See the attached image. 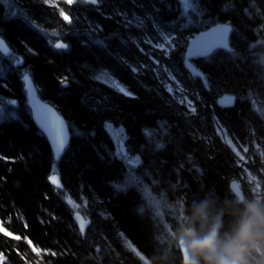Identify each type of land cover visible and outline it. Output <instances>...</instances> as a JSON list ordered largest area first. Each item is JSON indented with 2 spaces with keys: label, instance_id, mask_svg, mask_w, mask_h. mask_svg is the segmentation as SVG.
I'll use <instances>...</instances> for the list:
<instances>
[{
  "label": "trees",
  "instance_id": "16d2710c",
  "mask_svg": "<svg viewBox=\"0 0 264 264\" xmlns=\"http://www.w3.org/2000/svg\"><path fill=\"white\" fill-rule=\"evenodd\" d=\"M56 2L71 24L59 16L58 9L41 6L38 0L0 2V35L12 49L10 55L0 52V107L7 117L0 120V262L143 264L135 248L148 258L152 253L156 264H180L173 228L187 223L185 204L207 199L214 209L226 203L235 206L238 196L228 190L233 179L239 180L244 196L264 194V0H199L196 12L188 10L194 25L180 20L183 8L176 0L154 4L153 0H103L98 10L82 2ZM24 15L48 35L32 29ZM154 19L168 25L184 23L189 41L215 24L229 23L230 48L245 59H232L226 48H218L195 60L208 78L210 91L202 80L177 74L183 73L182 68L173 71L184 89L180 92L163 73L157 79L150 71L133 74L127 66H118V56L133 66L137 61L151 65L153 56L160 59L148 45L139 43ZM129 22L131 28L126 26ZM53 30L60 36H53ZM97 39L107 48L90 43ZM49 40L69 47L54 49ZM132 41L144 52L133 48ZM24 45L36 55L28 54ZM250 45L254 47L249 51ZM14 56L24 58V67L15 66ZM161 64L167 61L161 59ZM26 69L41 98L69 123L71 140L59 161L32 120L22 79ZM102 69L132 97L104 83V75L94 80ZM64 77L67 86L60 83ZM164 84L172 87V93ZM225 93L236 96L233 106L219 105ZM185 96L187 100L180 104ZM13 100L14 105L9 103ZM218 126L241 151L249 146L244 160L221 137ZM113 129L122 132L127 156L138 157L139 163L129 165L127 159L109 155L118 146ZM93 132L95 136L90 135ZM53 163L64 189L60 195L47 179ZM129 167L133 180H129ZM161 193L163 215L153 221L155 209L142 214L139 208L148 196L159 199ZM72 204L90 219L84 234L76 222L73 225Z\"/></svg>",
  "mask_w": 264,
  "mask_h": 264
},
{
  "label": "snow or ice",
  "instance_id": "6c2138e0",
  "mask_svg": "<svg viewBox=\"0 0 264 264\" xmlns=\"http://www.w3.org/2000/svg\"><path fill=\"white\" fill-rule=\"evenodd\" d=\"M0 2L7 3V0H0ZM78 2L88 4L97 10L103 4V0H63V3L68 4V5L78 3ZM155 2H158V0H153V4ZM38 3L41 6H47V7L52 8V9H58L59 10V16L63 17V19L65 21H69V24H71V20L65 14L63 8L60 7V3L56 2V0H38ZM176 3L178 5H182V8H183V11L179 12L180 20L183 21L186 19L188 25H194V21L188 17V10L192 9L193 12H196L197 7L199 6V0H196V4H190L187 2V0H176ZM153 10L157 16L160 15L159 9L154 8ZM24 20L31 26L32 29L36 30L37 32L41 33L44 36L48 35L47 30L42 28L34 20H30L27 15H24ZM61 23H63V22H61ZM200 23H204V22L201 21ZM126 26L129 28L132 27L130 22L127 23ZM186 27H187V25H185L184 23H179V25H168V24L157 23V21L155 19L152 20V24H151L150 29H148L146 32L141 33L139 43L148 45L153 50L154 53L159 54L160 59H156L155 56H153L151 58L152 59L151 65L141 64V63H139V61H137L136 66H133V64L129 63L123 57L118 56L116 58L117 65L118 66H122V65L127 66L128 70H130L133 74H137V73L143 72L145 70L150 71V72L154 73L155 78H157V79H159L161 73H163L168 80L175 82V84L177 85V89L180 92H183L184 89L180 85V82L176 79V75H173V71L177 70L179 68H182L184 70L183 73H180L177 71V74L185 75L188 78H197L199 80H202L203 87L210 91L211 89H210V86L208 84V78L204 76L203 72L195 69L193 67V64L190 61H191L192 57H196V56L207 57L209 52L211 51V48H205V47L198 45L197 40L199 38L192 40L190 43L188 40V37L185 36ZM164 29H168L167 33L164 31ZM230 30L231 29L224 28V31H230ZM148 32H151V35H149ZM173 32L178 33V35H173L172 34ZM52 35L59 37L60 32L53 30ZM48 43L54 49H68V47H69L67 44L62 43V42L52 44L51 40H49ZM90 43L98 45L102 49L107 48V45L104 44L103 40H98V39L92 40V41H90ZM122 43H125V42H122ZM261 43H264V41H262ZM132 46H133V48L138 49L139 52H141V53L144 52V50L142 48L138 47V44L136 41H132ZM24 47H25L26 52L28 54L33 55V56L36 55V53L33 51V49L28 48L27 45H24ZM252 47H254V45H250L248 50L250 51V49ZM0 48L3 49L4 53H9V48L7 47V45L5 44V42L2 38H0ZM224 48H226V50H227L226 54L229 55L232 59H241V60L245 59V57L241 53L236 52L233 48H229V47H227V45H224ZM108 55H111V53H108ZM145 55H147V54H145ZM13 59H14V63L17 66L24 67L25 62H24L23 57L14 56ZM161 59L166 60L167 64H161ZM168 65L172 66L171 70L168 67ZM28 71H30V69H26L25 72L22 73V79L24 81L28 82V92H29V95H32L33 94V88L31 85L30 77L28 75ZM103 74H104V72L102 69L100 74L93 76V79L94 80H101V77ZM103 82L107 83V81H103ZM60 83L63 86H67L68 78L64 77L63 80L60 81ZM161 83L163 84V81H161ZM5 87H6V85H5ZM164 87L167 88V91L169 93H172L173 89L170 85L164 84ZM116 90L120 93H124L125 95H127L129 97H132V95H133L131 92H126L125 89L123 87H120V86H117ZM232 99L235 100L236 97H233ZM186 100H187V97L185 96L184 99H181L179 101V103L184 104ZM9 103L14 105L16 103V101L13 100V101H10ZM187 103L190 106L191 113L195 114L196 108L194 106H192V101L189 100V101H187ZM33 107L37 109V119L39 120L40 119V116H39L40 109L35 103H33ZM47 111L49 113H51V117L55 121L59 122V127L50 126L48 121L40 120L41 129H42L41 134L47 133L48 139L51 141L52 150H54L55 160L59 161L61 152L65 148V142H66L65 129H66V126L63 124V121L59 120V117H57L56 114L51 109H48ZM4 113H5V109L3 107H0V120L7 118ZM12 115H14V113H12ZM213 119L216 120L215 117H213ZM103 126L105 128L110 127V125H108V124H104ZM217 131L219 132L220 129H217ZM75 134L81 135V133H79V132H75ZM145 134L148 136H151V133H149L147 131ZM90 135L95 136L96 133L93 132V133H90ZM125 139H126V136H125ZM227 142H228V144L232 143L231 140H228ZM117 145H118L117 151L115 153L109 152L110 156H120L121 158L127 159V162L129 165L134 164V163H139L138 157H136L135 159L127 157V150L124 149L123 141L120 140L119 137H117ZM157 147H162V145H158ZM243 151L247 152L248 149L245 148V149H243ZM100 159L103 160L104 157H100ZM51 171H52V173L57 172V168L55 166V163L52 164ZM132 172H133V169L131 167H129V170H128L129 180L135 179L132 176ZM145 176L148 177V176H150V174L145 173ZM47 179L49 181H51L52 184L56 185L57 188L60 190L57 193V195H60L64 191L63 185H61L59 183V180L55 174L48 176ZM136 183L139 185V184H142V181L137 179ZM151 183L155 184L156 182L151 181ZM113 186L118 190L121 189V185H119V184H115ZM126 186H127V182L125 184V187ZM171 187L174 189L176 187V185H172ZM256 187H260V185L258 184ZM231 188H232V185L229 184L228 190L231 191ZM164 200H165V196L163 193L160 194L159 199H156L155 197H151L148 199L147 203H145L143 207L139 208V212L143 214L147 210L155 209V215L151 217V219L153 221H155L157 217H160L163 215L159 210V206H160L161 202ZM68 202L71 203L70 198H69ZM183 202H184L183 200H178L177 203L180 204ZM86 203H87V201H85V204ZM78 215L79 214H77V216ZM73 225L75 226V219L73 220ZM159 227H160V225L157 224V230H159ZM163 227H166V225H164ZM79 230L81 232L84 230V224L83 223L79 224ZM9 235H11V234H9ZM119 235L121 237H123L124 234L119 233ZM17 239H20V238L17 237ZM27 243L31 244V241L29 240V241H27ZM133 251L136 252V255H137L138 260L140 262H143V264H149L148 256H145L141 252L137 251L135 248L133 249ZM50 255H55V254L51 253ZM2 256H3V254L0 253V257H2ZM149 256H152V253H149Z\"/></svg>",
  "mask_w": 264,
  "mask_h": 264
},
{
  "label": "clouds",
  "instance_id": "9594fccd",
  "mask_svg": "<svg viewBox=\"0 0 264 264\" xmlns=\"http://www.w3.org/2000/svg\"><path fill=\"white\" fill-rule=\"evenodd\" d=\"M185 216L187 223L173 228L180 264H264V194L218 209L202 199L185 204ZM148 259L156 264L153 255Z\"/></svg>",
  "mask_w": 264,
  "mask_h": 264
},
{
  "label": "water",
  "instance_id": "95a60500",
  "mask_svg": "<svg viewBox=\"0 0 264 264\" xmlns=\"http://www.w3.org/2000/svg\"><path fill=\"white\" fill-rule=\"evenodd\" d=\"M188 2V0H187ZM224 28H228L231 29L230 31H224ZM231 31H232V27L230 24L228 23H222V24H217L215 26H212L211 28L201 31L199 33H197L193 38H191V40L189 41L191 43L192 40L199 38L197 40L198 45L205 47V48H211V51L209 52L212 53L214 50H216L217 48H224V45H227V47H230V36H231ZM0 38H2L5 42V44L7 45V47L9 48V53H11V48L8 45V43L6 42V40L4 39L3 36L0 35ZM0 52L3 54H9V53H4L3 49L0 48ZM208 54V55H209ZM202 57L205 56H196V57H192L191 58V63L193 64V67L201 72H203L195 63L194 60L196 59H200ZM204 73V72H203ZM205 76V74H204ZM31 85L33 88V94L29 95L28 92V83H27V97H28V104L31 108L32 111V118L34 123L36 124V126H38V128L42 131L41 129V124H40V120H46L49 122L50 126H54V127H59V122L55 121L52 117H51V113H49L47 110L51 109L57 117H59L60 121H63V124L66 126L65 132H66V142H65V148L63 149V151L61 152L60 157L62 156V154L64 153V151L66 150V148L68 147L70 140H71V132H70V128H69V124L68 121L66 119V117L61 114L59 112V110L51 103L47 102L46 100L42 99L39 96L38 90L35 86V84L31 81ZM236 97L234 94H223L219 99H218V103L221 106H233L236 102V99L233 100L232 98ZM33 103H35L40 111H39V116L40 119H37V109L33 107ZM51 148V141L48 139V135L47 133H44ZM54 153V150H53ZM54 159H55V154H54ZM59 180V183L62 185V181L61 178L58 174H55ZM51 182V181H50ZM54 185V184H53ZM232 191L238 196V198L240 200H242L244 198L243 195V191L241 189L240 186V182L238 180H233L232 183ZM77 214H79L77 216ZM74 219L75 222L79 228V224L83 223L84 224V230L81 233H85L87 227L90 224V219L86 218L81 212H77L76 214H74ZM180 244H183V241H180ZM184 260L187 261L188 260V252L186 249H184ZM3 264V263H2Z\"/></svg>",
  "mask_w": 264,
  "mask_h": 264
},
{
  "label": "rangeland",
  "instance_id": "374dc122",
  "mask_svg": "<svg viewBox=\"0 0 264 264\" xmlns=\"http://www.w3.org/2000/svg\"><path fill=\"white\" fill-rule=\"evenodd\" d=\"M15 64V63H14ZM104 76H105V78H106V81L107 82H109V83H111L112 85H115L116 87L117 86H120V87H122L108 72H104V74H103ZM104 76H102V77H104ZM26 84V86H27V82L25 83ZM125 89V88H124ZM126 91V90H125ZM217 129H220V131H219V133L221 134V137L225 140V141H228V140H231L232 141V139L230 138V136H229V134L227 133V131H225V129H224V127H221V126H218V128ZM113 131V133H115V138H116V140H117V137H119V139L120 140H122L123 141V147H124V149H126L127 150V147H126V145H125V142H124V138H123V134H122V132L121 131H118V130H116V129H113L112 130ZM231 146H232V148L235 150V152H236V154L239 156V158L240 159H242V160H244L248 155H249V150H250V148H249V146H246L245 148H247L248 149V151L247 152H243V151H241L236 145H235V143L232 141V143L230 144ZM254 148L255 149H257V144L255 143L254 144ZM127 157H130V156H127ZM131 158V157H130ZM132 159H135V158H132ZM134 164H137V163H134ZM57 173V172H56ZM56 173H52V175L53 174H56ZM241 189H242V187H241ZM151 197H153V196H148L147 197V200L149 199V198H151ZM72 208H73V212H74V214H76L77 212H81L76 206H74L73 204H72Z\"/></svg>",
  "mask_w": 264,
  "mask_h": 264
},
{
  "label": "bare ground",
  "instance_id": "6f19581e",
  "mask_svg": "<svg viewBox=\"0 0 264 264\" xmlns=\"http://www.w3.org/2000/svg\"><path fill=\"white\" fill-rule=\"evenodd\" d=\"M14 8V7H13ZM2 36V35H1ZM5 39V38H4ZM6 40V39H5ZM6 42L8 43V41L6 40ZM61 41H59V42H57V43H60ZM8 45H9V43H8ZM10 46V45H9ZM11 48V47H10ZM11 53H12V49H11ZM11 53H9V55L11 54ZM20 57H22V56H20ZM31 115H32V111H31ZM32 120H33V118H32ZM34 122V121H33ZM38 127V126H37ZM53 151V150H52ZM53 155H54V153H53ZM233 180H235V179H233ZM232 180V181H233ZM232 181H231V183H232ZM73 218H74V216H73ZM183 257H184V255H183ZM0 264H2V261L0 262Z\"/></svg>",
  "mask_w": 264,
  "mask_h": 264
}]
</instances>
